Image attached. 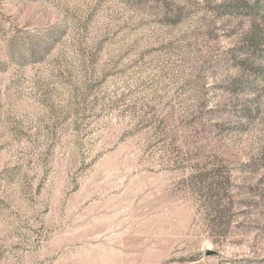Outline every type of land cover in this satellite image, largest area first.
Here are the masks:
<instances>
[{"label": "rangeland", "instance_id": "374dc122", "mask_svg": "<svg viewBox=\"0 0 264 264\" xmlns=\"http://www.w3.org/2000/svg\"><path fill=\"white\" fill-rule=\"evenodd\" d=\"M0 264H264V0H0Z\"/></svg>", "mask_w": 264, "mask_h": 264}, {"label": "water", "instance_id": "95a60500", "mask_svg": "<svg viewBox=\"0 0 264 264\" xmlns=\"http://www.w3.org/2000/svg\"><path fill=\"white\" fill-rule=\"evenodd\" d=\"M205 255H206V256H212V255H214V253L211 252V251H207V252L205 253Z\"/></svg>", "mask_w": 264, "mask_h": 264}]
</instances>
